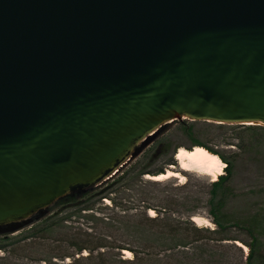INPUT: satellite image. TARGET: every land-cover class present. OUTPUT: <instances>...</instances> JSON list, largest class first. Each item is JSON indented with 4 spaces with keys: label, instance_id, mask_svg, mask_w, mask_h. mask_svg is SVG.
<instances>
[{
    "label": "water",
    "instance_id": "obj_1",
    "mask_svg": "<svg viewBox=\"0 0 264 264\" xmlns=\"http://www.w3.org/2000/svg\"><path fill=\"white\" fill-rule=\"evenodd\" d=\"M179 119L264 125V0H0V234Z\"/></svg>",
    "mask_w": 264,
    "mask_h": 264
},
{
    "label": "rangeland",
    "instance_id": "obj_2",
    "mask_svg": "<svg viewBox=\"0 0 264 264\" xmlns=\"http://www.w3.org/2000/svg\"><path fill=\"white\" fill-rule=\"evenodd\" d=\"M239 135L247 136L248 133L239 128L221 131L202 121H188L184 119L171 121L163 125L149 145L147 144L146 148L132 162L134 164L140 162V166L144 167L146 172L164 171L171 166L170 164L167 165L169 158L173 159V154H166L169 149L172 151L174 149V152L180 146L190 149L192 146L197 145L196 142L199 141L217 150L236 152L239 151L237 145L240 140ZM258 159L264 161V153L258 154L236 166L234 179L231 184L236 194L239 190L238 188L248 190V188H253V185L264 182V162L258 163V165L250 163L251 160L257 161ZM173 160L175 165L171 169L183 175L184 178L182 180L170 177L169 179L174 178L170 183H164L169 179H163L156 181L162 182L161 185L151 186L140 182L136 184L135 181L129 180V177V181L127 182L131 184L125 188H119L120 185L118 184L108 183L105 190L109 197L103 199V204H95L92 216L87 215L86 217L78 218L79 222L75 221L70 225L73 227L81 226L82 230H87L93 237L104 238L108 236L107 238H117L119 233L109 228L108 223L103 220L107 217L116 218V216L123 214V216L137 219L142 218L143 213L140 211L143 210V203L140 200L142 197L140 189L144 188L148 193L145 196L148 199L145 203L150 204L152 209L154 206L157 208V212L153 209V216L159 213L161 216H165L166 214L178 219L195 212L194 215L201 216L204 219L199 224L191 220L199 231L191 230L186 239L184 238L180 242H175L177 244L171 247L173 249L160 251L158 258L162 262L159 264H247L249 249L246 244L250 243L251 237L241 225L237 227L236 224L246 223L251 214H255L258 211H260L259 213L262 212L256 206L260 201L258 197L253 195L229 196L220 216V220L227 228L224 231L213 233L211 231L216 229V227L212 222V217L209 213V202H207L210 198V184L213 180L211 177L193 170H180L175 159ZM143 179L148 180L149 178L146 179L144 175ZM106 181H103V183ZM168 202L170 204H167ZM45 212L44 215H49V211ZM40 214L35 218L41 216ZM144 215L151 216L148 215V211H145ZM32 223L31 221L30 224ZM255 228L260 242L257 252L264 257V227L256 224ZM16 231L12 235L19 233ZM223 238L226 239L221 240ZM238 242L241 245H238ZM135 246L137 248L142 247L140 245ZM44 251L40 249L39 252H34L28 249L21 253V255L13 256L9 254L10 256L6 255L5 260L0 259V264H6L7 262V264H65L70 262L69 258H65L62 261L55 258H52L51 261H45L43 259L45 258L43 257L44 254L40 253ZM3 255L4 253L0 252V258L4 257ZM80 255L84 257L87 255V252L84 250ZM109 256L108 254L107 259L104 260L105 264H132L128 261L132 257V252L126 255L122 251V260L120 261L114 260ZM88 263L103 264L98 259L93 263ZM149 264L157 263L150 262ZM262 264H264V258Z\"/></svg>",
    "mask_w": 264,
    "mask_h": 264
},
{
    "label": "trees",
    "instance_id": "obj_3",
    "mask_svg": "<svg viewBox=\"0 0 264 264\" xmlns=\"http://www.w3.org/2000/svg\"><path fill=\"white\" fill-rule=\"evenodd\" d=\"M202 122L221 131L239 128L248 133L247 136L239 135L240 140L237 144L239 151L236 152L217 150L204 142L197 141L196 144L204 146L210 153L216 154L224 163L223 173L216 178L215 182L210 184V198L207 202H209V213L211 214L212 222L217 229L211 232L217 233L226 230L227 227L220 220V216L229 196L253 195L258 197L260 201L256 206L262 212L259 213L260 211H258L255 214H251L246 223H239L236 226L240 227L241 225L251 237L250 243L246 244L249 249L247 264H262L264 257L257 252L260 242L255 232V226L256 224H260L264 227V182L255 184L252 186L253 188H248V190L238 188L237 194L234 192L235 190L231 184L234 179L236 166L239 163L264 153V126L261 124L230 125ZM168 153L173 154L174 149L173 151L169 149L166 154ZM262 162L264 161L260 159L250 161L253 165H258V163ZM169 164L175 165L174 160L169 158L167 165ZM160 172H163V170L151 173L146 172L144 167L140 166V162H136L135 164L130 162L118 174L114 175L113 178L104 182L103 185L86 189L80 193H70L62 196L51 204L47 210L38 212V214L41 213V216L38 218H35L38 214L32 216L27 224H24L17 230L19 233L16 235H12V233L7 231L0 234V252L4 253V257L0 259L5 260L6 255L9 254L13 256L21 255V253L28 249L34 252H39L40 249H43L45 251L40 253L44 254L43 257L45 258L43 259L45 261H51L52 258L60 261L69 258L70 262L65 264H89L88 262L93 263L98 259L99 262L105 264L104 260L107 259L108 254L110 258L120 261L122 260V251L128 250L132 252V257L128 260L132 264H149L150 262L159 264L162 262L158 258L160 251L173 249L171 247L177 244L175 242H180L184 238L186 239L191 230L199 231L191 221V217L194 216L195 212L178 219L166 214L165 216H161L159 213L152 217L145 216V211H148L150 208L152 209V207L150 204L145 203L148 200L145 197L148 193L146 189L141 188L140 195L142 197L140 200L143 203V210L140 212L143 213L142 218L137 219L123 216V214L116 216V218L107 217L103 220L108 223L109 228L119 233L117 238H107L108 236L104 238L93 237L87 230H82L81 226L73 227L70 224L75 221L79 222L78 218H83L87 215L92 216L95 204H103V199L109 197L105 190L108 183L118 184L120 185L119 188H125L131 184L127 181L132 180L136 184L140 182L145 185L159 186L162 182H156L151 179L144 180L143 176L148 173L158 175ZM173 180L174 178H171L164 183L167 184ZM167 204H170V202ZM153 209L157 212L155 206ZM45 211H49V215H44ZM31 221L33 222L32 224H30ZM135 245L142 247L137 248ZM84 250L87 252V255L83 257L80 254Z\"/></svg>",
    "mask_w": 264,
    "mask_h": 264
},
{
    "label": "bare ground",
    "instance_id": "obj_4",
    "mask_svg": "<svg viewBox=\"0 0 264 264\" xmlns=\"http://www.w3.org/2000/svg\"><path fill=\"white\" fill-rule=\"evenodd\" d=\"M197 148L202 150L201 154H197L196 157L186 156L185 153H194ZM214 158V159H212ZM174 159L179 167L186 171H196L200 174H205L213 180H217L218 175L223 173L224 163L221 159L214 153H210L204 146L194 145L190 149L180 146L174 155ZM173 166L171 165L169 169H166L164 172H160L158 175H146V179H151L153 181H159L163 179H169L170 177L178 178L182 180L184 177L180 175L177 171L172 170ZM210 168V170H204ZM148 215L153 216V209H149ZM193 222L200 223L204 219L201 216L194 215L192 217ZM238 245L241 243L238 242ZM245 248V247H244ZM123 254L129 255L130 251L124 250Z\"/></svg>",
    "mask_w": 264,
    "mask_h": 264
},
{
    "label": "clouds",
    "instance_id": "obj_5",
    "mask_svg": "<svg viewBox=\"0 0 264 264\" xmlns=\"http://www.w3.org/2000/svg\"><path fill=\"white\" fill-rule=\"evenodd\" d=\"M201 153H202V150L200 148H197L194 153H185V155L189 156V157H196L197 154H201ZM212 159H214V158H212ZM204 170H210V168H206Z\"/></svg>",
    "mask_w": 264,
    "mask_h": 264
}]
</instances>
